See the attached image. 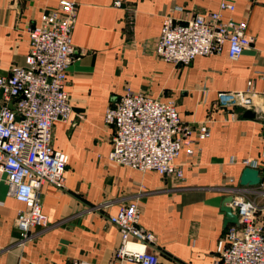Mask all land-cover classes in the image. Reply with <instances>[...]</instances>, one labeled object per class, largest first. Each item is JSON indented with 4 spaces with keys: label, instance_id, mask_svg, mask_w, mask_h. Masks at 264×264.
I'll list each match as a JSON object with an SVG mask.
<instances>
[{
    "label": "crops",
    "instance_id": "1",
    "mask_svg": "<svg viewBox=\"0 0 264 264\" xmlns=\"http://www.w3.org/2000/svg\"><path fill=\"white\" fill-rule=\"evenodd\" d=\"M114 1L76 0L66 84L72 115L53 128L54 146L68 154L65 183L42 184L50 225L34 227L35 236L20 246L15 220L25 204L0 179V264H108L121 240L108 215L131 201L138 203L139 223L155 234L158 264H211L217 239L232 224L221 204L230 187L240 185V160L255 159L264 182V74L257 72H264V0H234V10L223 13L247 22L252 41L238 58H230L224 45L188 64L154 52L162 20L215 10L219 0ZM58 2L0 0L1 73L23 64L28 26ZM250 78L255 95L249 107L219 100V92L246 90ZM126 87L174 100L187 124L209 121L210 135L193 145L192 154L181 150L175 159L182 180L108 159L113 129L104 110ZM256 200L262 204L264 197Z\"/></svg>",
    "mask_w": 264,
    "mask_h": 264
},
{
    "label": "built area",
    "instance_id": "2",
    "mask_svg": "<svg viewBox=\"0 0 264 264\" xmlns=\"http://www.w3.org/2000/svg\"><path fill=\"white\" fill-rule=\"evenodd\" d=\"M120 5L121 0H115ZM234 0H219L215 10L199 11L183 20L165 15L154 42V52L175 63L188 64L197 55L219 53L226 46L230 58H238L249 47L245 19L224 16L232 12ZM77 13L76 0H59L27 28L29 49L23 64L0 72V179L8 192L25 205L18 209L16 243L23 246L35 236L34 227L50 225L40 197L42 184L63 188L68 154L54 146V122L72 115L66 89L67 69L74 57L72 32ZM258 74H264L258 70ZM220 101L244 108L252 104L253 79L246 90L219 92ZM104 122L112 126V147L108 159L141 171L154 170L182 180L181 150L194 152L193 145L210 135L208 120L185 123L172 99L153 97L126 87L104 110ZM264 156V146L261 150ZM244 166L257 167L255 159L244 157ZM233 181L232 177L228 178ZM228 202L238 217L217 239L211 264H264V182L255 186L230 187ZM248 193L254 196H249ZM120 234L108 264H158L155 234L139 223L136 201L121 203L108 215ZM70 264H82L73 260Z\"/></svg>",
    "mask_w": 264,
    "mask_h": 264
},
{
    "label": "water",
    "instance_id": "3",
    "mask_svg": "<svg viewBox=\"0 0 264 264\" xmlns=\"http://www.w3.org/2000/svg\"><path fill=\"white\" fill-rule=\"evenodd\" d=\"M244 115H250V112L246 110ZM261 180L260 171L256 167L245 166L240 174L239 183L244 186H255L258 185ZM232 199V194H228L223 198L221 209L225 212V221L232 222L238 225V217L231 210V207L228 205V202Z\"/></svg>",
    "mask_w": 264,
    "mask_h": 264
},
{
    "label": "rangeland",
    "instance_id": "4",
    "mask_svg": "<svg viewBox=\"0 0 264 264\" xmlns=\"http://www.w3.org/2000/svg\"><path fill=\"white\" fill-rule=\"evenodd\" d=\"M239 106V105H238Z\"/></svg>",
    "mask_w": 264,
    "mask_h": 264
}]
</instances>
